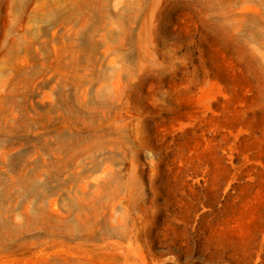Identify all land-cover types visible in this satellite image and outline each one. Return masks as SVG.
<instances>
[{"label":"rangeland","instance_id":"obj_1","mask_svg":"<svg viewBox=\"0 0 264 264\" xmlns=\"http://www.w3.org/2000/svg\"><path fill=\"white\" fill-rule=\"evenodd\" d=\"M0 264H264V0H0Z\"/></svg>","mask_w":264,"mask_h":264},{"label":"bare ground","instance_id":"obj_2","mask_svg":"<svg viewBox=\"0 0 264 264\" xmlns=\"http://www.w3.org/2000/svg\"><path fill=\"white\" fill-rule=\"evenodd\" d=\"M59 155H61V154H59L58 153V155L57 156H59ZM59 160H54V161H52V164H50L51 166L49 167V169H47L46 171L48 172V175H49V171L51 170V168L52 167H54L55 168V170H53L54 172L53 173H57V174H59V173H61L62 172V170L66 167V166H68L69 164H70V156H68L67 155V157L66 156H64V157H62V158H58ZM57 176V175H56ZM48 177V176H47ZM46 178V177H45ZM52 178V177H51ZM103 179V178H102ZM23 181H25V180H23ZM26 182H29V185H27L26 187H25V189L23 190V192H24V194L26 195V196H34L35 197V195H34V191L30 188V186H33V184L31 185V183H36L37 184V180H36V177L35 176H32L31 178H26V181L24 182V183H26ZM64 185H65V183H64ZM38 186V185H37ZM40 186V185H39ZM38 186V188H37V195L38 196H36V197H40V196H43V194L44 193H46V184L45 185H41L40 187ZM103 186V185H102ZM104 187V186H103ZM45 191V192H44ZM102 191V190H101ZM48 192V191H47ZM94 200V199H93ZM93 200H90V202H91V206H88V205H85V204H83V203H81V202H77L78 204H77V206H75L74 204H76V203H73V205L74 206H70L68 209L69 210H71V211H75V210H77L78 211V213H77V215H79V214H83V215H85V216H87L88 214H89V211L90 210H92V209H94V202H93ZM71 205V204H70ZM68 209H67V211H68ZM76 211V212H77ZM96 211V210H95ZM94 212V211H93ZM108 212V211H107ZM67 213H69V212H67ZM93 214V213H92ZM106 215V214H105ZM109 215V214H108ZM107 215V216H108ZM99 217V216H98ZM104 218V217H103ZM111 218V217H110ZM107 220V219H106ZM105 220V221H106ZM74 221V220H73ZM101 221V220H100ZM102 222H104V221H102ZM110 222V221H109ZM105 223H108V222H105ZM111 223V222H110ZM72 227H73V229H78V230H80L81 231V233H82V235L83 236H85V235H87L86 234V232L90 229V228H92L93 227V224L91 223V227L90 226H86V224H81V225H74V223H72ZM110 225V224H109ZM77 227H79V228H77ZM94 228V227H93ZM111 228V227H110ZM97 229V228H96ZM101 234H104V233H106V231H107V226L103 223L101 226H99L98 227V229H97ZM91 232V231H90ZM89 232V233H90ZM92 232H94V231H92ZM115 232V231H114ZM80 233V234H81ZM99 233V234H100ZM112 233V232H111Z\"/></svg>","mask_w":264,"mask_h":264}]
</instances>
